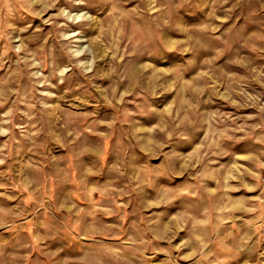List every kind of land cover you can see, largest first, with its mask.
<instances>
[{
    "label": "rangeland",
    "instance_id": "obj_1",
    "mask_svg": "<svg viewBox=\"0 0 264 264\" xmlns=\"http://www.w3.org/2000/svg\"><path fill=\"white\" fill-rule=\"evenodd\" d=\"M0 264H264V0H0Z\"/></svg>",
    "mask_w": 264,
    "mask_h": 264
}]
</instances>
